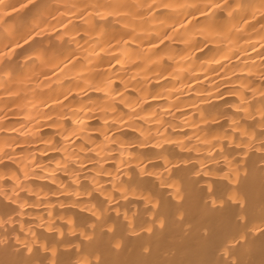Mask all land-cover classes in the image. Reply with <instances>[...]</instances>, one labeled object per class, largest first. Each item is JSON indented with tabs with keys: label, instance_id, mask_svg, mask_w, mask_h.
Wrapping results in <instances>:
<instances>
[{
	"label": "bare ground",
	"instance_id": "6f19581e",
	"mask_svg": "<svg viewBox=\"0 0 264 264\" xmlns=\"http://www.w3.org/2000/svg\"><path fill=\"white\" fill-rule=\"evenodd\" d=\"M0 264H264V0H0Z\"/></svg>",
	"mask_w": 264,
	"mask_h": 264
}]
</instances>
